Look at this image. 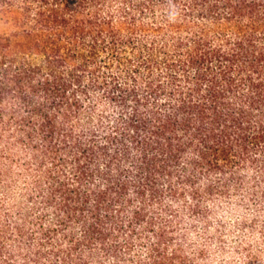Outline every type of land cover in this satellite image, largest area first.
Wrapping results in <instances>:
<instances>
[{
  "label": "trees",
  "instance_id": "trees-1",
  "mask_svg": "<svg viewBox=\"0 0 264 264\" xmlns=\"http://www.w3.org/2000/svg\"><path fill=\"white\" fill-rule=\"evenodd\" d=\"M0 188V264H192L264 196V0H0Z\"/></svg>",
  "mask_w": 264,
  "mask_h": 264
},
{
  "label": "rangeland",
  "instance_id": "rangeland-1",
  "mask_svg": "<svg viewBox=\"0 0 264 264\" xmlns=\"http://www.w3.org/2000/svg\"><path fill=\"white\" fill-rule=\"evenodd\" d=\"M252 202L234 196L214 209L207 231L188 227L184 245L192 264H264V196Z\"/></svg>",
  "mask_w": 264,
  "mask_h": 264
}]
</instances>
